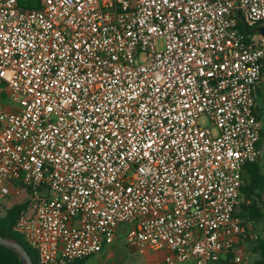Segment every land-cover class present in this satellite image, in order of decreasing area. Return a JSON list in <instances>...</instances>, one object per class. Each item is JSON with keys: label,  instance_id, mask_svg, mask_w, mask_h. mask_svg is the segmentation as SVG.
<instances>
[{"label": "built area", "instance_id": "built-area-1", "mask_svg": "<svg viewBox=\"0 0 264 264\" xmlns=\"http://www.w3.org/2000/svg\"><path fill=\"white\" fill-rule=\"evenodd\" d=\"M262 23L264 0H0V201L29 203L15 231L38 264L97 255L123 225L128 244L167 251L149 264L237 245L245 262Z\"/></svg>", "mask_w": 264, "mask_h": 264}, {"label": "trees", "instance_id": "trees-1", "mask_svg": "<svg viewBox=\"0 0 264 264\" xmlns=\"http://www.w3.org/2000/svg\"><path fill=\"white\" fill-rule=\"evenodd\" d=\"M19 3L20 0H18ZM27 8H39L40 0H27L22 4ZM264 99V83L259 91L258 110L261 119L264 122V106L261 107V101ZM260 145L264 146V127L261 133ZM242 194L245 197V202L238 210V214L254 224V229L248 232L246 242L249 243L251 249V259L246 258L243 264H249L254 261V264H264V234H259V224L264 226V159L259 162L248 164L244 171V185ZM29 203L15 204L6 209L2 217L0 216V234L5 238L16 239L22 243L31 255L34 263L35 254L30 249L26 241L21 235L15 231V224L19 216L28 208ZM253 233H257V238L250 237ZM240 245L236 246L235 253H230L226 258L221 259L214 264H233L232 259L239 252ZM35 253V252H34ZM0 264H22L16 252L0 245Z\"/></svg>", "mask_w": 264, "mask_h": 264}, {"label": "rangeland", "instance_id": "rangeland-1", "mask_svg": "<svg viewBox=\"0 0 264 264\" xmlns=\"http://www.w3.org/2000/svg\"><path fill=\"white\" fill-rule=\"evenodd\" d=\"M27 0H20V4H24V2H26ZM23 6V5H22ZM25 7V6H24ZM27 8V7H26ZM264 83V82H263ZM1 103L2 105L4 106H11V100L9 98V96L4 93L1 97ZM261 107L264 106V99L263 101H261ZM202 124H207V122H205V120H202L201 121ZM263 149H264V146H263ZM264 159V157H263ZM8 201H11L12 200V197H8L7 198ZM17 201V200H16ZM3 200L0 201V216L2 217V215L5 213V207H3ZM127 229V226L126 225H123L121 227V230L126 231ZM259 234H264V226L259 224ZM243 244L245 245L246 247V251L249 250L251 252V249H250V246H249V243L246 242V240H244ZM132 246V245H131ZM131 246H128V244H126V241L124 239V237L122 236V234H120L119 236V239L116 241L115 245L113 246L114 249L117 250V252L115 253H111V252H101L99 253L98 255H95L93 257H89L87 259H84V260H80V261H77L75 262L74 264H132L130 260L128 259H124V262L121 261L122 260V256L119 255L122 253V251H131V254H134L135 253V246L131 247ZM31 249V248H30ZM33 254H35L33 252ZM246 258H250V257H246ZM251 259V258H250ZM35 260H36V263L38 264V260H37V256L35 254ZM250 264H254V261L252 260L250 262Z\"/></svg>", "mask_w": 264, "mask_h": 264}, {"label": "crops", "instance_id": "crops-1", "mask_svg": "<svg viewBox=\"0 0 264 264\" xmlns=\"http://www.w3.org/2000/svg\"><path fill=\"white\" fill-rule=\"evenodd\" d=\"M120 234H122V236L124 237V239L126 241V231L124 233V231L121 230V228H120L119 232L117 233V236H116L114 243L105 247V249L102 252H104V253H106V252L107 253L108 252L114 253L115 252L116 253L117 250L114 249L113 246L115 245L116 241L119 239ZM126 244H128L127 241H126ZM128 246H131V245L128 244ZM131 247H133V245ZM133 248H135L134 254H131V251H124V252L122 251V253L119 254L123 257L121 261L124 262V259H128L131 261L132 264H149L152 262L162 261L164 259L165 255L167 254L166 250H159V251L144 250V251H140L136 246ZM241 251L244 253L245 257H250V258L253 257L249 250L246 251V247L244 244L241 245ZM183 264H195V261L190 260V261L183 263Z\"/></svg>", "mask_w": 264, "mask_h": 264}, {"label": "water", "instance_id": "water-1", "mask_svg": "<svg viewBox=\"0 0 264 264\" xmlns=\"http://www.w3.org/2000/svg\"><path fill=\"white\" fill-rule=\"evenodd\" d=\"M264 39V23L254 29ZM0 245L17 253L22 264H35L25 246L16 239L5 238L0 234Z\"/></svg>", "mask_w": 264, "mask_h": 264}]
</instances>
